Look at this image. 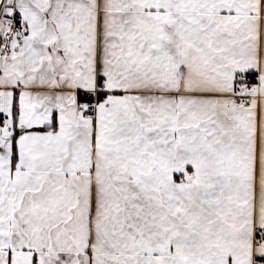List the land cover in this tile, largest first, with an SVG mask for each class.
I'll list each match as a JSON object with an SVG mask.
<instances>
[{"label": "snow or ice", "instance_id": "6c2138e0", "mask_svg": "<svg viewBox=\"0 0 264 264\" xmlns=\"http://www.w3.org/2000/svg\"><path fill=\"white\" fill-rule=\"evenodd\" d=\"M0 264H264V0H0Z\"/></svg>", "mask_w": 264, "mask_h": 264}]
</instances>
